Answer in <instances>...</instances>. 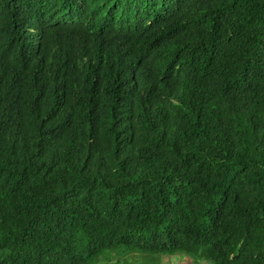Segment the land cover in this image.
<instances>
[{
  "label": "trees",
  "instance_id": "trees-1",
  "mask_svg": "<svg viewBox=\"0 0 264 264\" xmlns=\"http://www.w3.org/2000/svg\"><path fill=\"white\" fill-rule=\"evenodd\" d=\"M131 252L264 264V0H0V264Z\"/></svg>",
  "mask_w": 264,
  "mask_h": 264
},
{
  "label": "rangeland",
  "instance_id": "rangeland-1",
  "mask_svg": "<svg viewBox=\"0 0 264 264\" xmlns=\"http://www.w3.org/2000/svg\"><path fill=\"white\" fill-rule=\"evenodd\" d=\"M152 255V254H149ZM136 252L129 253L126 257H122L119 253H115L111 256V259L103 260L101 264H208L203 259L195 260L189 256L182 255H154L149 256ZM158 258V262L154 258ZM151 260V261H149Z\"/></svg>",
  "mask_w": 264,
  "mask_h": 264
}]
</instances>
